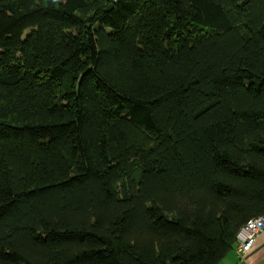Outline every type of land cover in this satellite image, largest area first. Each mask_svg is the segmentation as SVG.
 I'll list each match as a JSON object with an SVG mask.
<instances>
[{"label": "trees", "instance_id": "1", "mask_svg": "<svg viewBox=\"0 0 264 264\" xmlns=\"http://www.w3.org/2000/svg\"><path fill=\"white\" fill-rule=\"evenodd\" d=\"M264 217V0H0V264H221Z\"/></svg>", "mask_w": 264, "mask_h": 264}, {"label": "built area", "instance_id": "2", "mask_svg": "<svg viewBox=\"0 0 264 264\" xmlns=\"http://www.w3.org/2000/svg\"><path fill=\"white\" fill-rule=\"evenodd\" d=\"M262 233H264V217L250 220L236 235V253L242 259L250 255Z\"/></svg>", "mask_w": 264, "mask_h": 264}, {"label": "crops", "instance_id": "3", "mask_svg": "<svg viewBox=\"0 0 264 264\" xmlns=\"http://www.w3.org/2000/svg\"><path fill=\"white\" fill-rule=\"evenodd\" d=\"M221 264H264V233L257 241L254 250L246 258L242 259L234 250L221 262Z\"/></svg>", "mask_w": 264, "mask_h": 264}]
</instances>
